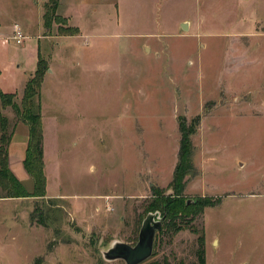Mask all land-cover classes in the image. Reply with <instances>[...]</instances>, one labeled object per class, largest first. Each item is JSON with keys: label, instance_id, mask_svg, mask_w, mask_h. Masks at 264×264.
Instances as JSON below:
<instances>
[{"label": "rangeland", "instance_id": "1", "mask_svg": "<svg viewBox=\"0 0 264 264\" xmlns=\"http://www.w3.org/2000/svg\"><path fill=\"white\" fill-rule=\"evenodd\" d=\"M49 2L0 0V92L20 103L38 52L54 70L39 97L47 196L0 199V264H125L103 252L134 246L152 190L170 192L179 117H199L183 197L216 203L191 221L205 264H264V0H100L66 40L44 27ZM154 239L143 264H197L189 230Z\"/></svg>", "mask_w": 264, "mask_h": 264}, {"label": "trees", "instance_id": "2", "mask_svg": "<svg viewBox=\"0 0 264 264\" xmlns=\"http://www.w3.org/2000/svg\"><path fill=\"white\" fill-rule=\"evenodd\" d=\"M59 0H50L49 5L45 6L42 16V22L47 30H50L53 24H57V34L59 36L78 35V29L67 25V21L56 14ZM35 73L25 84L20 103L14 101L16 94L0 92V106L2 110L10 108L14 123L10 126L8 117L0 113V199H23L34 198L44 199L46 195V179L43 163V132L41 101H39L42 82L45 74L48 72V62L38 52ZM178 129L180 131L179 152L177 156V165L172 174L173 179L169 189L171 194H166L159 189H153V198L144 207V216L149 213H160L162 225L158 234H167L174 236L182 230H189L197 235V264H205V238L202 232L193 227L191 221L195 216L201 213L205 208L212 207L216 203L206 198H197L196 201H185L183 197L185 177L194 171L192 160L193 144L191 138L197 131L199 117L194 118L189 124H186L184 117H179ZM183 120V121H181ZM23 123L29 132L27 150L22 161L24 169L32 182V189L28 191L23 182L16 179L7 164L8 145L13 136V132L18 124ZM134 240H136L134 238ZM148 264H159L150 262ZM165 264H168L167 262Z\"/></svg>", "mask_w": 264, "mask_h": 264}, {"label": "crops", "instance_id": "3", "mask_svg": "<svg viewBox=\"0 0 264 264\" xmlns=\"http://www.w3.org/2000/svg\"><path fill=\"white\" fill-rule=\"evenodd\" d=\"M97 1L100 2V0H59L57 5L58 14L64 20L67 21L68 26L77 28L79 33L78 35H74V36L65 37V36L57 35L53 37L58 38V40H66V38L80 36L82 30L80 29V23H78L77 18L78 20H81L84 17L87 18L89 8L94 6L93 4H95ZM118 22L119 20L117 19V23ZM150 34L144 33L140 35L142 36L143 39H145L150 37L151 36ZM58 45L59 43L57 44V46ZM50 70L51 71L49 73L47 72L45 75H51L54 72L52 68H50ZM13 133L14 134L7 147L8 149L7 164L9 166L10 171L16 177V179L22 182L26 179H29L22 164V161L24 160L27 150L26 147H27L29 132L27 130V127L23 123H21L16 126ZM43 159H44V150H43ZM44 171H45V163H44Z\"/></svg>", "mask_w": 264, "mask_h": 264}, {"label": "water", "instance_id": "4", "mask_svg": "<svg viewBox=\"0 0 264 264\" xmlns=\"http://www.w3.org/2000/svg\"><path fill=\"white\" fill-rule=\"evenodd\" d=\"M183 31L187 30L186 23L181 24ZM50 72V70L48 71ZM171 190L169 193L171 194ZM162 217L160 213H149L141 222V227L137 235V242L134 246L118 241L108 250L103 252V256L108 261L122 260L125 264H143L152 256L154 246V236L161 228Z\"/></svg>", "mask_w": 264, "mask_h": 264}, {"label": "built area", "instance_id": "5", "mask_svg": "<svg viewBox=\"0 0 264 264\" xmlns=\"http://www.w3.org/2000/svg\"><path fill=\"white\" fill-rule=\"evenodd\" d=\"M12 40L17 44L20 45L23 43V41L25 40V38L23 37L21 31L19 28L14 27L13 29V35H12Z\"/></svg>", "mask_w": 264, "mask_h": 264}]
</instances>
